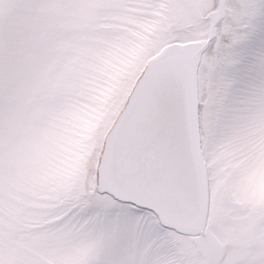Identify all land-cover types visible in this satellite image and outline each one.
Masks as SVG:
<instances>
[{
    "label": "snow or ice",
    "instance_id": "1",
    "mask_svg": "<svg viewBox=\"0 0 264 264\" xmlns=\"http://www.w3.org/2000/svg\"><path fill=\"white\" fill-rule=\"evenodd\" d=\"M0 264H264V0H0Z\"/></svg>",
    "mask_w": 264,
    "mask_h": 264
}]
</instances>
